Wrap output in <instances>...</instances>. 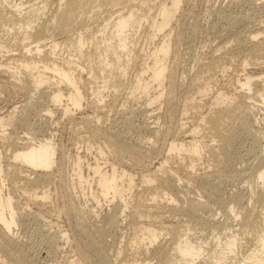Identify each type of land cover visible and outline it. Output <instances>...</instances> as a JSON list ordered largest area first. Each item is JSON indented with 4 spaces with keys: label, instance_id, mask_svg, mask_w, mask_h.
Masks as SVG:
<instances>
[{
    "label": "bare ground",
    "instance_id": "6f19581e",
    "mask_svg": "<svg viewBox=\"0 0 264 264\" xmlns=\"http://www.w3.org/2000/svg\"><path fill=\"white\" fill-rule=\"evenodd\" d=\"M45 1L43 0V3ZM59 1L55 7L54 4L57 0L56 2H51L50 5L47 3V5L43 4L31 11H29L30 9L26 11L24 3L19 0L21 5L17 4L15 6V8L19 9L13 14H18L19 16L15 19L11 18V16L8 17L9 13L5 12L3 6L0 5V21H6L9 24L12 22L14 26L18 25L19 35L21 36L20 38L15 37L16 39L14 38V40H18L22 44L28 43L26 48H23L25 55L20 60V65L13 66V62L5 65L0 63V67L6 66V72L9 73L13 80L22 83L21 76L26 75L29 78L27 85H25L26 82H23L24 86L21 87V90L28 93V95L30 94L31 99L34 98L32 97L33 92L34 94L40 92L43 96L44 92L48 90V97L55 104L56 109L61 111L64 116L72 117L74 111L86 110L85 106L93 109L97 114L82 113V116L79 117V124L84 125L91 135L97 137L102 134L98 125L104 119L103 106L106 107L107 112L108 110L112 113L114 112L116 108H114L116 106L114 105L115 102L117 104L116 97L117 94H120L117 93L119 92L118 87L127 83L121 82L129 73L128 67L135 66L132 64L142 59L143 68L135 75V82L132 83V93L141 91L147 97L148 106H156V104L160 105L162 103L165 105L163 113L158 111L150 114V118L154 120L152 119L151 123L145 121V126L144 128L142 127L144 132L146 131L145 134L147 133L148 143L156 145L158 142L155 141L157 140L160 141L158 146H147L148 143L146 142L143 145L141 143L132 144L128 139L129 137L123 134V131L117 132L111 127L114 132L111 129L109 130V128H105L102 136L104 137L105 146L108 147L116 162L110 163L108 159L105 163H101L100 158H98L94 163H89L87 167V173L93 174L94 177H90V175L86 177L84 175L85 171H83L84 161L82 156L78 153L75 156L76 158H74V179L80 188L84 189L87 187V194L91 196V204L94 206L96 204L97 206L100 204V199H105L111 206L116 200L115 202L117 203L113 204L108 217L111 220V223L109 220V228L112 229L116 228L118 218L126 213L129 210L128 208H130V204L133 203L129 198L132 197L131 194L135 187L136 169L139 168L138 166L144 168V171L141 170L144 195L138 196L134 206L132 205L133 210L130 211L131 216L135 220L137 217L140 218L136 222L140 234L136 236L135 246L139 248L144 257L143 259H134L130 264H202L201 262L204 264H264V229L256 233L257 220L252 219L251 213L245 212L243 219H241L242 212H235L234 208V205H238L241 207L240 210H247L248 203L250 204L253 199L264 205V193L255 196L251 188L246 190V198H241L238 194L232 200L233 204L230 205L229 212L233 214V218H227L226 221L221 222L215 218L216 216H213L211 219L208 218L199 224L202 230H211L213 234H215V231L219 233L222 229L225 230L215 236V249H211V252L208 251L209 244L207 242L209 241L202 240V237H200L201 239L193 237L189 234V230L177 237L175 236L178 232L176 226H165V223L157 226L160 223L159 221H163L161 218L165 220L167 212L174 209L173 204L177 200H187L184 207L186 212L197 213L204 209V202L201 198H186V193L183 189V178L186 177L190 180L196 178L194 177L195 169H197L198 161L201 160L204 147L211 150L215 147L220 148L222 157L213 168L215 171L203 173L196 180H201L205 183L209 177L215 176L214 173H218L216 176H222L228 166H230L231 155L229 151L234 146L233 138L237 130L248 134L252 140L260 144L263 143L261 154L257 156L258 165L252 166L251 163L254 164V162L250 163L248 161L250 167H248V164L247 167L250 170L257 169V181L261 180L262 186L264 185V70L256 75L245 74L244 78L239 77L231 85L235 88L236 93L225 95L224 92L217 90L216 92L214 91L212 97H208L210 92H212V77H209V75L206 77V73L202 76L204 73L202 71V74L199 72L195 73L196 75L193 74V78L192 76L190 77L191 81L185 87L184 84L180 83V77H184L183 72L178 77L180 63H177L175 55L177 54L178 45L184 43L185 41L183 42V40H186L183 27L187 12L184 10L179 12L183 0H158V3H160L159 11L149 21V26L146 28L147 31L149 30L147 36L151 40L153 48L150 50L149 48L141 47L142 51L140 52L135 49L139 46L136 39L138 37L136 36L143 26L142 20L147 22V18L142 16L143 14L139 13V10L132 8L129 11H125V7L113 10L112 20L103 22L104 25L96 34L94 27L89 26V21L94 19V15L89 14L95 12V9L102 7H111L112 9L114 6L120 5L123 0ZM239 4L242 5L241 3ZM251 4L255 7L257 2H251ZM6 5L9 6V3L6 2ZM251 16L250 13L241 14L237 19L235 18L233 24L240 27L237 28L238 30L244 24L253 25L257 15L255 16L254 14V18L253 16L251 18ZM256 24L255 26H260L259 23L258 25ZM10 26L13 27L11 24ZM74 30L77 31L76 40L67 44L70 47L67 51L68 54L66 57L61 58L59 52L60 43L56 42L54 38L57 35H64L70 38ZM259 30L255 34L245 31L244 33L247 34H243L236 39L239 47H237L235 55L230 52L227 53L228 55L231 54L229 56L231 59L240 53L244 54L246 51L249 53L243 56L245 57L243 64H241V70L243 71L247 69L249 64L262 65L264 69V38L258 40L259 36L262 35ZM88 31L92 33L90 40L86 39L85 36V32L87 33ZM228 31L230 32V29ZM226 41L227 39L225 44L223 43L218 47L219 50L225 49L227 51L228 49L230 51L228 48L230 47L229 41L227 43ZM29 43H34L35 45L33 46V44ZM134 44H137L136 47ZM61 48H63V44H61ZM139 48L140 46L137 49L139 50ZM173 55L174 58L171 60ZM222 55L221 57H224ZM84 56L93 58L94 62L87 69L76 62V60ZM142 56L145 57L139 58ZM215 63V57L209 60L205 64L208 68L206 71L212 69ZM220 68L222 69V67ZM223 68L225 69L226 66H223ZM85 71L88 76L86 82L90 86L84 90L82 73ZM110 82L115 87L110 92L111 99L107 102L106 99H108L109 95H105L107 93L105 92L104 94V91L109 87ZM53 85L56 87H53ZM231 86L230 88H232ZM107 92L109 93V91ZM183 92L190 93V95L188 94L189 96H187L185 94L187 97L183 102L182 111L180 115H177L181 93ZM88 95H93L94 98L89 100ZM105 96H107L106 99L104 98ZM205 98H209L208 101H210V104L207 102L209 107L206 109L203 103ZM29 106H33V104L31 102L23 104L21 112L27 110ZM255 108L258 110L257 114L255 113ZM12 109L9 112L7 111V114H0L1 125L20 122L30 126L24 115L14 119L12 115L17 112L15 110L17 106L14 110ZM190 109L194 110L192 114L188 113ZM54 113L50 108H44L37 113V117L40 120V123H38L39 131L47 128L48 135H43L41 139L37 140L32 137L26 138V136V139L23 138L22 142L18 136L20 140L13 139L11 141L10 145L13 148V154L7 157L8 163L5 170L7 177H21L24 180L21 189L28 192L29 197L35 204H39L41 209L48 212L51 210L47 201L50 190L45 185L39 192V181L43 184L51 183L53 180L63 181L65 163L69 160V153L66 154V151H63L64 147H62V153L64 154L59 152L63 144L59 146L57 143L56 135L53 132L54 129L50 131L51 127L47 126L51 122ZM7 117L10 119L8 120ZM145 118L147 117L145 116ZM74 120L76 119L72 121ZM160 120H162L163 126ZM260 125L263 126L259 128ZM175 127H179V132L173 131ZM201 131H206L212 137L211 141H204L203 139L200 141L198 134ZM181 133L186 134V137L179 138L182 135ZM43 134H46V132ZM151 137L152 139L156 138V140L151 142ZM214 142L216 143L213 144ZM99 150L103 159L104 148L100 146ZM178 155L183 159L188 158L190 162L185 163L184 160H179L175 164L176 166L170 165L169 160L176 158ZM118 159L125 165L122 164L118 167L116 165ZM129 165L132 168L135 167V171L129 168ZM22 169H25V172L35 174L37 179L27 174L22 175ZM52 169L54 170L53 173H49ZM2 171L0 164V178L1 174H3ZM182 174L184 175L183 177ZM92 182L97 187L96 193L93 191ZM3 184L5 183L3 178H1V186ZM187 186L189 185L187 184ZM212 194L217 195V190L212 189ZM13 204V197L9 194L5 198L1 196L0 187V237L3 239V247H6L8 251L16 249L23 243L18 236V211L15 210ZM79 207L67 204L63 212L67 217L69 216L73 219L75 231L81 237H84L88 236L87 229L83 220L77 219L75 215L77 211L86 210L87 206L84 205V208ZM91 209H87L88 214L93 216L96 212ZM38 216L43 219V214ZM39 217H36V219ZM143 218H150V222L143 221ZM152 221L153 223H151ZM233 223L239 228H235ZM220 225L221 228H218ZM245 227H250V230L245 231ZM166 229L172 231L170 236L163 234ZM222 234L224 235L223 238L221 237ZM69 239L70 236L67 231L59 233L48 232L44 238L48 243L55 244L63 240L68 242ZM83 246V248L78 249V257L71 259L68 264H93L95 257L91 254L92 246L86 244ZM206 256L209 258L206 259ZM201 258H205L204 261Z\"/></svg>",
    "mask_w": 264,
    "mask_h": 264
},
{
    "label": "rangeland",
    "instance_id": "374dc122",
    "mask_svg": "<svg viewBox=\"0 0 264 264\" xmlns=\"http://www.w3.org/2000/svg\"><path fill=\"white\" fill-rule=\"evenodd\" d=\"M255 1L257 2V5L255 6L257 8L253 7L251 4V2ZM6 2L9 3V6L6 5ZM21 2L24 3V8H26V11L29 9V11H31L43 4L47 5V3H49L50 5L51 2H56V0H46L44 3L43 0H21ZM21 2H19V0H15V2H13V0H5V2L0 0V5L3 6L5 12L9 13L8 17L11 16V18L15 19L19 16L18 14L13 15L15 11L19 9L15 8V6H17V4L20 6ZM59 2L60 1L57 0V2L54 4V7L57 6ZM158 2V0H123L120 5L114 6L112 9L111 7L95 9V12L89 14L94 15V19L89 21V26L94 27V31L97 34L98 30L102 27V25H104L103 22L112 20L111 16H113V10L119 7H125V11H129L132 8L137 9L139 10V13L143 14L142 16L147 18V22L142 20L143 26L136 36L138 37L136 39L138 40L137 44L140 46V48L138 50L137 48L139 46L136 47L137 44H134L136 47L135 49L139 52L142 51L141 49L143 47L149 48L151 50L153 48V44L147 36V34H149V30L147 31L146 28L149 26V21L155 17L159 11L160 3ZM25 4H27V6H25ZM183 10L187 12V16L185 17V25L183 27L186 40H183V42L185 41L184 43H180L182 46L178 45L179 47H177V54L175 55L177 60H175L178 64L180 63L178 77L182 72L184 74L183 78L180 77V83L184 84V87L189 84L191 81L190 77L192 76L193 78V74L196 75L198 72L202 74V72H204L202 76H204L206 73V77H208V75L209 77H212V92H210L208 97H212L214 91L216 92L217 90L224 92L225 95H229L233 92L236 93L235 88L231 85H233L239 77L244 78L243 76L245 74L256 75L264 70L262 65L258 64H249L245 71L241 70V64H243V60L245 58L243 56H245L244 54H249L247 51L244 54L240 53L236 55V57H232L233 60L231 57L229 58L231 54H227L230 52L235 55V51L237 47H239L238 41L236 39L241 37L243 34H247L244 33L245 31L248 33L250 31L255 34L260 28H262L259 30L262 32V35L259 36L258 40H262L264 38V0H250L243 2L240 0H183L179 12ZM248 13H250V16L252 15L253 18L254 14L255 16H258V18L257 16L255 17L257 20L255 21L254 19V22L255 24L257 23L256 25L259 23L260 26H255V24H253L254 26L252 24H244L242 25V28L238 30L237 28L240 27L236 24H233L235 18L237 19L239 15H245ZM10 24L13 27H11ZM10 24L6 21H0V63L5 65L6 63L8 64L13 62L12 65L15 66L17 64L20 65V60H22L25 55V50H23V48H26L28 43L26 42L22 44L20 41L14 40L15 37L20 38V30L18 25L14 26L12 22H10ZM229 29L230 32L228 31ZM76 33L77 31L74 30L70 38L64 35H57L54 38L56 42L60 43L59 52L61 54V58L67 56V51L70 49L67 44L76 40ZM73 36H75V38H73ZM85 36L86 39L90 40L92 37L91 31H88L87 33L85 32ZM226 39L229 41L228 44L230 45V47H228L230 51H228L226 48L228 52L225 51V49H222L223 51L218 49V47L223 43L225 44ZM29 44H33V46L35 45L34 43ZM61 44H63V48H61ZM221 55L224 57H221ZM144 57L145 56L139 58ZM214 57L217 65L215 63V66L212 69H209L212 72L209 70L206 71L208 68L205 64H207L209 60H212ZM173 58L174 55L171 60H173ZM139 60L140 61H136L137 63L132 64L135 66L128 67L129 73L126 75L127 77L122 80L123 82H121L124 84L126 82L127 83L118 87L119 92L117 93L120 94H117V104L115 102L114 105L116 106H114V108H116L114 109V112L112 113L109 110L107 112V109H105L106 107L103 106L102 113L104 112V119L100 122L98 127L102 134L105 128H109L111 131L114 129V131L117 132L123 131V134L129 137L128 139L130 140V143H141V145H143L145 142H149L146 135L147 133L145 134L146 131L144 132L142 129V127L144 128L145 126V121L151 123L153 118H150L149 115L158 111L163 113L165 105L162 103L160 105L156 104V106H148V101L146 99L147 97L141 93V91L132 93V83L135 82V75L143 68V63H141L142 59ZM76 62L82 67H85V69H87V67H89L91 64H94L93 58L88 56H84L83 58L76 60ZM222 64L223 66H226L225 69L223 68ZM215 67L216 69H214ZM220 67H222V69ZM82 75L84 77L83 87L85 90L88 89L90 85L86 82V79H88L86 71L83 72ZM21 77L23 82H26L25 85H27L29 78L26 75ZM23 82L21 83L19 81L13 80L9 73L6 72V66L0 67V114H7L12 108V110H14L17 106V109H15L17 112H14L12 115L14 119H18L24 115L30 124V126L21 124L20 122H11L10 124L6 123L4 126L0 124V164L3 170L1 178H3V182L5 183L3 186H1L0 178L1 196L5 198V196L9 194L13 197V205L15 210L18 211V236L23 241V243L16 249L8 251L6 247H3V239L0 237V264H46L47 262L48 264H68L71 259H76L78 257V249L83 248L84 244L92 246L91 254H93L95 257L93 264H130L134 259H143L144 255L139 250V248L135 246L136 236L140 234L138 232V225L136 222H138L140 218L137 217L135 220L131 216L130 211L133 210V206L138 196L144 195L142 187L143 184L141 182V170L144 171V168L142 166H138L139 168H137V170L135 167L132 168L129 165V168H132L134 171L136 169L135 187L134 191L132 192L133 195L131 194L132 197H130L132 199L129 198V200L133 203L130 204V208H128L129 210H127L126 213L118 218L116 228H109L110 219L108 217L111 213L110 210L112 209L113 204L117 203L115 202L116 200L111 206L105 199H100V204L97 206L96 204L95 206L92 205V201H90L91 196L90 194H87V187L84 189L80 188L79 184L74 179L75 176H73L74 158H76L75 156H77L78 153H80L84 161L83 171H85L84 175L86 177H88V175H90V177H94L93 174L87 173V167L89 163H94L96 159L100 158L101 163H105L108 159L110 163L116 162L114 156H112L111 152H109L108 147L105 146L104 137L102 134L97 137L93 136L86 130L84 125L79 124V117L82 116V113L96 115L97 112H94L93 109L87 108L85 106L86 110L74 111L72 117L64 116L61 111L56 109L54 106L55 104L48 97V90L44 92L43 96L40 92L36 94L33 92L32 97L34 98L31 99L30 94L28 95V93L21 90V87L24 86ZM230 86L232 88H230ZM53 87L56 86L53 85ZM114 87L115 85L110 82L109 87L104 91V94L105 92L107 93L105 95H109L108 99H106L107 96L104 97L107 102L111 99L110 92L114 90ZM107 91H109V93ZM185 94L187 96L190 95V93H188V95L187 92L181 93V100L178 105L179 109L177 111V115H180L182 111L183 102L187 97ZM92 98H94L93 95H88L89 100ZM208 100L209 98H205L203 101L205 109L209 107L210 101ZM27 102H31L33 106H29L27 110L21 112V106ZM44 108H50L55 112L53 114L54 116L51 118V122H49L47 126L51 127L50 131L54 129L53 132L56 135L55 139L59 146L63 144L59 152L61 154H64L62 153L63 151H66V154L69 153V160H67L68 162L65 163L63 181L53 180L51 183L47 184H43L41 181H39V192L45 185H47L46 188L50 190L49 198L47 199L49 203V209H51L50 212L41 209L39 204H35V202L31 200L28 192L21 189V186L24 184V180L21 177H7L5 171L8 163L7 157H10L13 154V148L10 145L13 139L16 140L20 137L22 142L23 138L26 139L32 137L37 140L41 139L43 135H48L47 128L43 131H39L38 128V123H40V120L37 117V113L41 112ZM193 112L194 110L191 109L188 111L189 114H192ZM255 113H258L257 108H255ZM145 116L147 118H145ZM7 119L9 120L10 118L7 117ZM73 119L76 120L72 121ZM161 121L162 120H160V122ZM161 124L163 126L162 122ZM262 126L260 125L259 128ZM173 131L179 132V127H175ZM45 132L46 134H43ZM181 134V137L179 138L186 137V134ZM198 135L200 141L201 139L204 141H211L212 139V137H210L206 131H201ZM151 139L152 137L150 138L151 142L156 140V138H153L152 140ZM233 140L234 146L229 151V154L231 155L229 163L230 166H228L222 176H216L218 173H214L215 176L211 178L209 177L205 183L201 180H196V178H200L203 173L215 171L213 168L222 157L220 148L215 147L213 150H211L207 147H204L201 160L198 161V166L196 167L197 169H195L194 177L196 178L194 180H190L186 177L183 178V189L186 193V198H201L204 202V209L197 213H189L184 209L187 200H177V202L173 204L174 209L169 210L165 216V220L164 218H161L163 221H159L160 223L157 224V226L161 223H165V226H176L178 228V232L175 234V236L177 237H180L182 234L187 232V230H189V234H191L193 237H199L198 239H201L200 237H202V240L204 239L209 241L207 242L209 244V252H211V249H215V236H218L225 230L222 229L221 232L219 231V233L218 231H215V234H213V231L211 230H202L199 224L206 221L208 218L211 219L213 216H216L215 218L221 222L226 221L227 218H233V214L229 212L230 205L233 204L232 200L238 194L241 198H246V190L249 188H251V191L253 192V195L255 194V196H258L260 193H264V185L262 186L261 180L257 181V169H248V167H250L249 162H254V164L251 163L252 166L258 165L259 162L257 161V156L261 154L263 143L260 144L252 140L248 134L242 133L239 130L236 131ZM155 142L158 143L156 145H151L148 143L149 145L147 144V146H158L160 143V141L157 140ZM215 143L216 142L213 144ZM100 146L104 148L103 159L101 158L99 150ZM62 147H64V150ZM253 156L256 157H254V159H256L255 161ZM179 160H184L185 163L190 162L188 158L183 159L178 155L176 158L169 160L170 165L172 164L176 166L175 164H177V161ZM122 164L123 162L118 159L116 165L119 167ZM21 171H23L22 175L27 174L30 175V177L37 179L35 174L25 172V169H22ZM53 171L54 170L52 169L49 171V173H53ZM183 176L184 175L182 174V177ZM92 184L93 191L96 193L97 187L94 182H92ZM187 184L189 186H187ZM212 189L217 190L218 194L211 195ZM67 204H73L77 208L78 206L83 207L85 205L87 206V209L92 208L91 210L96 212V214L94 213L92 216L88 214V210L86 209L77 211L75 215L77 219L83 220L85 228L88 232V236L81 237L78 232L75 231L74 223L72 222L73 219H71L69 216L67 217V215L63 212ZM234 206L235 212H242L241 219H243L245 212H250L252 219L257 220V226L255 227L256 233L264 229V205L261 202L253 199L250 204L248 203V209L244 211L240 210L241 207L238 205ZM39 214H43V219L42 217L38 216ZM36 217L39 218L36 219ZM143 221L150 222V218H143ZM151 223H153V221ZM233 225L235 228L238 227L235 223H233ZM218 228H221V225ZM248 230H250V227H245V231ZM61 231H67L69 233L70 239L68 242L63 240L58 242V244H55L48 243L44 240L48 232L59 233ZM163 234L170 236L172 231L166 229L163 231ZM223 236L224 235L222 234L221 237L223 238ZM205 258L208 259L209 257L206 256ZM205 258H201V260L204 261ZM201 263L204 264L203 262Z\"/></svg>",
    "mask_w": 264,
    "mask_h": 264
}]
</instances>
